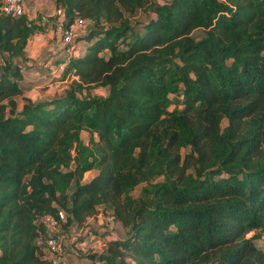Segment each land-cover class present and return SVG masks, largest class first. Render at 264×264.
Segmentation results:
<instances>
[{"label":"trees","instance_id":"1","mask_svg":"<svg viewBox=\"0 0 264 264\" xmlns=\"http://www.w3.org/2000/svg\"><path fill=\"white\" fill-rule=\"evenodd\" d=\"M53 3L84 49L31 101L25 48L46 25L0 0V264H51L42 218L62 212L60 232L98 207L124 235L94 236L89 264H264V0Z\"/></svg>","mask_w":264,"mask_h":264},{"label":"rangeland","instance_id":"2","mask_svg":"<svg viewBox=\"0 0 264 264\" xmlns=\"http://www.w3.org/2000/svg\"><path fill=\"white\" fill-rule=\"evenodd\" d=\"M42 1V0H41ZM44 1V6H40V9L36 11V15L41 17L42 24L46 25V29L42 33L35 34V37L32 38L28 48H27V56L30 57L31 53H34L35 50H49V53L42 51L41 57L47 58L51 62L58 59L61 53H63V57L66 56L67 50L72 47L71 52H82L84 49V44L82 42H75L76 38L85 34L86 30L83 32L78 31L75 35L72 36L70 42H66L65 38L55 32V20L52 19L51 13L52 8H46L47 0ZM25 0L23 2V6H25ZM46 8V9H45ZM147 16H152L149 13L138 12L135 17L132 19V22H145ZM87 29V28H86ZM199 35V33H196ZM47 45L44 46V43ZM40 44L42 46H40ZM60 48V50H57ZM52 49V51H51ZM57 50V51H56ZM55 51V52H53ZM66 52V53H65ZM56 53V54H55ZM48 54V55H47ZM54 57V58H53ZM34 62V59H31ZM44 60V59H43ZM27 62V60L25 61ZM38 62H34V65H28L26 63V67L23 68L25 76L28 78V84L32 85V88L25 95L31 101H42L51 99L58 94H60L64 88L67 86L66 82L59 80V72H55L50 70L49 74L45 71L44 64H37ZM44 76L49 77V81L46 83L43 82L45 78ZM46 78V79H47ZM47 81V80H46ZM93 95L105 96L106 89L105 88H97L92 90ZM82 140L86 141L88 136L85 133L81 135ZM95 175V172L86 173L84 175V180L88 181ZM108 210L103 207L97 208V215L93 218L88 219L83 226H71L65 229H60L59 234L64 236L61 241V246L63 248V256L65 258V264H89V261L86 259L87 248L85 247V241H82V236L85 232L90 233L89 238L102 237L104 240L111 237H123L124 231L118 223L112 222L108 214ZM101 235V236H100ZM91 237V238H92ZM97 237V238H98ZM255 245L260 250L264 251V235L255 241ZM94 250V249H92ZM97 251V250H96Z\"/></svg>","mask_w":264,"mask_h":264},{"label":"built area","instance_id":"3","mask_svg":"<svg viewBox=\"0 0 264 264\" xmlns=\"http://www.w3.org/2000/svg\"><path fill=\"white\" fill-rule=\"evenodd\" d=\"M2 10L12 16L19 17L24 14L23 2L24 0H1ZM55 16L57 21L55 23V32L65 38L66 42H70L73 35L78 31L83 32L86 30V24L84 21L75 19L64 31L62 27L63 13L60 10H55ZM112 221V218L110 217ZM65 222V217L62 212L57 213V218L46 215L42 218V223L48 231V236L43 241L45 245L46 258L51 264H65V258L63 256V248L61 241L64 236L59 234V226ZM56 236V237H55ZM102 246L101 240L97 238H88L85 247L88 249L99 250Z\"/></svg>","mask_w":264,"mask_h":264},{"label":"crops","instance_id":"4","mask_svg":"<svg viewBox=\"0 0 264 264\" xmlns=\"http://www.w3.org/2000/svg\"><path fill=\"white\" fill-rule=\"evenodd\" d=\"M25 6H23L24 7V14L26 15V17L29 19V20H36V18H38L39 16L38 15H36V11L37 10H39L40 9V6H44V1L42 0H25ZM50 7L53 9L52 10V13H51V17L53 18V17H56L55 16V6H54V3H53V0H47V5H46V8H48V9H50ZM45 8V9H46ZM41 18V17H40ZM41 24H42V22H41ZM35 37V35L32 37V38H34ZM32 38H31V40L28 42V44H27V46H26V48H25V58H26V60H27V62H24V64H23V66H24V68L26 67V63L28 64V65H34V62L36 63V62H38L37 64H44L43 66H44V68H45V71L49 74L50 72V70H53V71H55V72H59V69H60V67H55V65H51L52 64V62H51V59L48 61L47 60V58H41L40 59V57L42 56L41 55V53H42V51H44V52H47V53H49V50H42V49H40V51L38 50H35L34 51V53H31V56L30 57H28L27 56V48H28V46H29V44H30V42L32 41ZM44 44V46L46 47L47 45L45 44V42L43 43ZM40 46H42L41 44H40ZM57 50H60V48H58ZM56 50V51H57ZM51 51H52V49H51ZM53 52H55V51H53ZM66 53V52H65ZM56 54V53H55ZM67 54H71L70 53V50L68 49L67 50V53H66V55ZM48 55V54H47ZM63 53H61L59 56V60H61L62 58H64L63 56ZM54 58V57H53ZM31 59H34V62H33V60H31ZM57 59V60H58ZM23 68V82H22V85L25 87V90H24V92H23V97H25V98H27V99H29L25 94L27 93V92H29L30 90H31V88H32V85H30V84H28V82L27 81H30V80H28V78L25 76V74H24V69ZM43 78H45L44 80H42L43 82H45V84H43V86H45L46 85V83L49 81V77L47 78V76H44L43 75ZM47 78V79H46ZM47 80V81H46ZM63 82H66L65 80L63 81ZM28 87V88H27ZM17 106H18V109H20L21 108V106H22V102H21V97H19V98H17Z\"/></svg>","mask_w":264,"mask_h":264}]
</instances>
